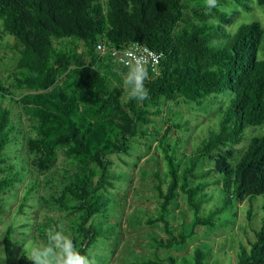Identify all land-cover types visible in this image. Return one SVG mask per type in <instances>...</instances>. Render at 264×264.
I'll use <instances>...</instances> for the list:
<instances>
[{
    "label": "trees",
    "instance_id": "16d2710c",
    "mask_svg": "<svg viewBox=\"0 0 264 264\" xmlns=\"http://www.w3.org/2000/svg\"><path fill=\"white\" fill-rule=\"evenodd\" d=\"M222 1L208 10L203 0H0V48L6 50L0 69L14 65L6 82L0 80V197L28 182L19 209L27 215V208L37 207L33 202L38 187L28 180L35 170H53L62 152L75 173L62 189L60 209L70 219L69 236L77 249L91 253L101 239L111 241L116 232L103 222L122 180L114 157L129 166L121 155L132 156L135 137L159 135L153 125L172 112L171 103L201 106L231 92L218 128L189 154L186 146L177 157L180 139L168 142L173 128L184 130L189 123L166 120L158 144L169 181L155 174L158 213L146 221L161 224L166 237L154 241L153 259L138 263L206 264L200 247L181 258H162L158 252L185 246L198 227H217L223 208L204 213L213 200L209 189L218 188L225 204L264 196V133L257 132L264 125V57H258L264 28L254 20L230 34L225 28L230 15L220 9ZM232 1L254 10L250 0ZM257 3L264 6V0ZM224 38L232 40L216 43ZM101 42L116 49L139 43L163 55L160 74L149 72L145 81L147 99L127 97L114 61L97 52ZM12 90L26 91L17 103L29 122L27 136L2 101ZM249 127L255 128L249 145L235 149ZM180 194L195 217L190 232L173 224ZM253 217L249 211L248 220ZM11 231L4 241L5 263L31 264L29 248L17 257L18 242ZM236 264H264V222L249 247L239 245Z\"/></svg>",
    "mask_w": 264,
    "mask_h": 264
},
{
    "label": "rangeland",
    "instance_id": "374dc122",
    "mask_svg": "<svg viewBox=\"0 0 264 264\" xmlns=\"http://www.w3.org/2000/svg\"><path fill=\"white\" fill-rule=\"evenodd\" d=\"M222 3L224 6L220 9L230 15V21L225 25L230 34H235L242 23H250L254 20H259L264 28V6L258 5L257 0H250L254 7L252 12L244 10L232 0H224ZM231 40V38H224L221 41L217 40L216 43L223 45L230 43ZM5 54L6 50L0 48V57ZM258 57H264V39ZM116 66L113 69L117 76H123L127 68ZM13 69V64L1 66L0 80L3 83L6 82ZM25 93L26 91L12 90L2 101L4 106L12 111L14 120L21 122L23 133L27 136L29 122L17 103ZM231 96V92H226L218 95L216 100L210 98L203 101L201 106L198 103L186 104L183 101L171 103L169 108L172 112H168L162 119H157L156 125H153L154 132L157 131L159 135L152 133L146 139L135 137L132 139V156L121 155L129 162V166H124L119 156L114 157L115 161L121 165L119 171L122 180L118 182V188L112 192L109 217L103 219V222H106L107 226L116 227V232L111 241L101 239L98 245L91 249V254L95 257L97 264H138L153 259L154 241L166 237L161 224H146L149 217L158 213L160 202L155 189L157 181L155 174H160L163 181H169L168 166L158 144L166 130L165 122L170 119L171 124L189 123V127L184 130L173 128L168 138L169 143L180 139L179 149L176 151L177 157H181L180 154L184 152L186 146V152L189 154L204 136H208L210 132L218 128L221 120L220 111ZM11 98L15 102H11ZM254 129L249 127L246 130L244 142L235 149L249 145L251 138L255 135ZM257 132L264 133V125L258 127ZM187 140L188 144L185 143ZM186 165V161L182 162L183 167ZM201 167L208 169L207 164H202ZM74 173L75 167L68 162L62 152L59 153V161L53 170L48 173L35 170L28 181L38 182L36 198L33 202L37 207L27 208V215H21L19 209L28 182L0 197L2 208L0 212V264H6L4 241L10 228L13 240L18 242L15 247L17 257L25 249H30L32 244L43 241L45 230L49 226L63 225L65 233L70 234V219L60 209L58 199L63 187L69 183ZM209 192L213 200L205 205L204 213L214 210V207L223 208L217 227H198L196 234L185 246L170 251L160 249L159 256L164 258L170 255L181 258L190 256L196 247H200L206 252V264H236L239 245L243 243L249 247V242L255 241L256 231L260 230L264 222V196L257 197L251 202L238 203L234 200L231 204H225L224 195L218 188L213 187L209 189ZM249 211L253 212L252 221L248 220ZM172 219L175 226L183 227L190 232L195 217L192 208L182 194L173 206Z\"/></svg>",
    "mask_w": 264,
    "mask_h": 264
},
{
    "label": "clouds",
    "instance_id": "9594fccd",
    "mask_svg": "<svg viewBox=\"0 0 264 264\" xmlns=\"http://www.w3.org/2000/svg\"><path fill=\"white\" fill-rule=\"evenodd\" d=\"M208 10L219 7V0H203ZM127 72L122 87L130 100L142 102L149 96L145 81L149 79L146 57L133 52L124 61ZM27 259L31 264H97L95 257L79 251L63 225L49 226L45 240L32 244Z\"/></svg>",
    "mask_w": 264,
    "mask_h": 264
},
{
    "label": "built area",
    "instance_id": "2783aa9c",
    "mask_svg": "<svg viewBox=\"0 0 264 264\" xmlns=\"http://www.w3.org/2000/svg\"><path fill=\"white\" fill-rule=\"evenodd\" d=\"M97 52L100 56H107L111 58L117 66L125 67L124 61L130 54L135 52L136 54L143 55L146 57L148 72L160 74V65L162 61V54L158 53L145 45L134 43L123 49H116L114 47H107L105 43L101 42L97 45Z\"/></svg>",
    "mask_w": 264,
    "mask_h": 264
}]
</instances>
